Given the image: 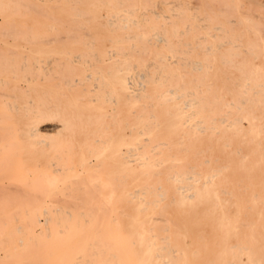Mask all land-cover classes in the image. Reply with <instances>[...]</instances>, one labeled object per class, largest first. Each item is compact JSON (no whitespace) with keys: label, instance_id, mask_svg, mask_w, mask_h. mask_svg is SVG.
Returning <instances> with one entry per match:
<instances>
[{"label":"bare ground","instance_id":"bare-ground-1","mask_svg":"<svg viewBox=\"0 0 264 264\" xmlns=\"http://www.w3.org/2000/svg\"><path fill=\"white\" fill-rule=\"evenodd\" d=\"M200 2L161 28L153 13L133 18L140 0H0L22 45L6 126L20 147L0 165V264H199L210 253L264 264V20L239 0ZM112 32L108 54L26 57L34 41L90 33L96 43L76 46L100 48ZM81 57L112 61L80 75Z\"/></svg>","mask_w":264,"mask_h":264},{"label":"rangeland","instance_id":"rangeland-1","mask_svg":"<svg viewBox=\"0 0 264 264\" xmlns=\"http://www.w3.org/2000/svg\"><path fill=\"white\" fill-rule=\"evenodd\" d=\"M184 1L180 0V2H181V5H180L179 0H147L146 3L143 0H140V7H137V9L135 11L137 13V15H135L133 18L138 19L142 23L143 20H142L141 14H145L144 16L146 17V16H149L150 14L153 13L152 16H158L157 20H158L159 25H161V28H166L168 26L166 21L169 20L170 18H174V15L178 11L177 10L178 6L187 7V6H189L188 3L191 2V4H190L191 7L190 6L189 7L192 9L193 7H197L201 3L200 2L201 0H192V1L188 0V2H187V0H184ZM194 1L197 3H195ZM239 1H241L244 6L246 5L245 7H243L242 14H244L243 11L246 8L245 11L250 10V13L248 14L245 12L246 14H244V15H247V14L252 15L254 13V15L258 17V18L254 17V20H258V21L261 20V22L264 20V0H239ZM171 2H173V3H171ZM183 2H184V5L182 6ZM142 4L145 6H143ZM174 4L176 5L177 8L174 6ZM194 5H197V6H194ZM218 6H220V5H217L215 7H218ZM174 7H175V9H174ZM171 9H173L174 13ZM110 11L114 12L107 7H102L101 9H99V14L106 16L107 13ZM251 17L253 19V16H250V18ZM259 17H261L260 20H259ZM150 34H151V41H154L157 44H161L160 41H158V36H162V37L166 36L165 33L162 31L157 33V34L155 33L157 37L155 36V34L153 32H150ZM115 35L116 36L120 35V33L112 32V33L104 35V38L101 41L99 40L100 44L102 45L100 48H83V47L76 46V45H80V44L84 43L85 41L90 42V43L91 42L96 43L97 40L95 37L99 36V35L90 34V33L86 34L81 39L72 40L73 43L71 45H69V43L66 44V42L68 40H71L68 38H64L60 41L58 40V38H56V39H53V41L48 40L49 42H47V43H43V42L36 43L34 41L33 43H29V44L24 45L27 48V52H26L27 56L26 57L28 59H34V58L44 59V58L52 56V57H55L56 59H59L60 61L64 62L65 61V58H64L65 57V54H64L65 51H72V52H78V53L90 52V51H92V52L99 51V52H104V53L108 54L111 51H113L112 45L116 44L115 42H113L114 39H112V37H114ZM55 36H57V35H55ZM42 40H44V39H42ZM172 41L173 42L175 41V37L174 38L172 37ZM20 47H22V45L19 42L13 43V39H11L9 37V34L7 33V31H5V23H2V17L0 16V94H1L0 95V116H1L0 119L2 118L0 120V165H4V164L8 163L7 159H5V158L10 157L12 154H14V152L18 151V149L20 147L19 143H17V142L13 143L14 139H11L10 135L8 134L9 128L7 129V127L9 126L10 120H11V116H12V113L9 109L10 108L9 105L12 101V98L10 95H12L11 93L14 92V89H12V88H14L16 84L18 85L19 77H20L19 74L20 75L22 74L19 70H17L16 74H14V72L11 71L12 67L14 69L15 66H18V55H19V52L21 50ZM11 51H13L14 54L11 55V53H12ZM85 58H87V57H81V60L74 64V67L81 69V71L79 72L80 75L100 74L96 71H92V69H95V68L100 69L99 67L109 66L110 61H112L110 59L106 62H104V60H101L102 63L100 61L99 63H96L98 65L92 67V66L88 65V63H86L85 61L82 60ZM89 59H91V58H89ZM54 67H55L54 65H51V69ZM24 73L27 76H31V77H34L38 74V76L40 75V76H43L45 78H50L53 74H55L51 71H49L47 73H42V72L37 71V73H34V74H32L28 71H25ZM32 75H34V76H32ZM41 82H43V81L32 79V80H30V82L27 83L28 84L27 87L30 88V86L32 84L41 83ZM47 82H50V80H47ZM88 82L94 84L97 81L96 80H89ZM21 83L22 82H19V85ZM9 115H11V116H9ZM4 118L5 119L8 118V119L5 121ZM4 128H6V129H4ZM46 128L49 130H46V132L45 131L44 132L46 134H48L49 137L46 136L43 139H45L47 142H49V145H54V143L57 142V140L60 138V135H56L54 133V131L50 130V128H48V127H46ZM49 131H50V134H49ZM52 141H53V143H52ZM11 143L13 145L10 148ZM14 144H16V145L14 146ZM16 147H17V149H15ZM47 149H48V147L45 150H47ZM11 152H12V154H11ZM93 168L95 170L97 169L95 166H92V167H90L89 170L94 171V170H92ZM0 171H2V170L0 169ZM92 191L94 192V190H91V194H94L95 192L92 193ZM50 208H48V209H50ZM39 217H41V216H39ZM42 217H43V215H42ZM42 217L39 218L40 222H43L44 218H42ZM209 248L215 249L214 246L209 247ZM240 261L242 263H249V264L251 263V261H248L247 259H245V256H242L240 258ZM198 263L199 264H226V256H223V254L214 255L213 253H210L206 258H204V260H202V261L200 260Z\"/></svg>","mask_w":264,"mask_h":264}]
</instances>
